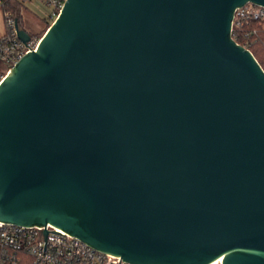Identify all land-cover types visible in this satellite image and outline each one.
I'll list each match as a JSON object with an SVG mask.
<instances>
[{
  "label": "water",
  "instance_id": "water-1",
  "mask_svg": "<svg viewBox=\"0 0 264 264\" xmlns=\"http://www.w3.org/2000/svg\"><path fill=\"white\" fill-rule=\"evenodd\" d=\"M248 3L66 0L0 86V222L131 264H264V69L232 31Z\"/></svg>",
  "mask_w": 264,
  "mask_h": 264
},
{
  "label": "built area",
  "instance_id": "built-area-1",
  "mask_svg": "<svg viewBox=\"0 0 264 264\" xmlns=\"http://www.w3.org/2000/svg\"><path fill=\"white\" fill-rule=\"evenodd\" d=\"M32 2L35 0H0L7 34L0 38V86L11 68L24 55L35 50L39 41L34 37L28 43L22 42L16 32V19L7 2ZM52 8L49 20H55L66 0H43ZM259 21L264 24V7L248 3L236 9L233 18L234 30H243L246 24ZM250 34H246L248 38ZM246 47V46H245ZM247 48V47H246ZM0 264H131L120 256L100 252L52 225L46 227H22L0 222ZM211 264H217L216 261ZM221 264V262L219 263Z\"/></svg>",
  "mask_w": 264,
  "mask_h": 264
},
{
  "label": "rangeland",
  "instance_id": "rangeland-1",
  "mask_svg": "<svg viewBox=\"0 0 264 264\" xmlns=\"http://www.w3.org/2000/svg\"><path fill=\"white\" fill-rule=\"evenodd\" d=\"M35 1L36 2L34 4H30L31 2H26L23 4L22 27L27 29L29 34L37 41H40L42 36L46 33L43 31L47 29L48 23L53 21L49 20L46 21V23L42 22L44 18L47 19L48 16L51 15L52 8H50L43 0ZM7 28L8 27H6L3 11L0 10V38L7 34ZM259 43L261 44H258L259 57L264 60V41Z\"/></svg>",
  "mask_w": 264,
  "mask_h": 264
},
{
  "label": "trees",
  "instance_id": "trees-1",
  "mask_svg": "<svg viewBox=\"0 0 264 264\" xmlns=\"http://www.w3.org/2000/svg\"><path fill=\"white\" fill-rule=\"evenodd\" d=\"M23 4L20 2H7L5 4L4 10H9L13 13L14 18L18 22V24L22 27V10H23ZM54 22V20L51 23H48V27L43 32L45 33L48 28L51 26V24ZM264 24L259 21H253L249 24H246L244 26L243 30L236 31L234 30L233 38L242 46H247V49H249L255 58L258 60L262 68L264 69V60L259 57V47L258 44L261 45L259 42L264 41ZM23 28V27H22ZM43 34V33H42ZM246 34H250L248 38L245 37Z\"/></svg>",
  "mask_w": 264,
  "mask_h": 264
},
{
  "label": "crops",
  "instance_id": "crops-1",
  "mask_svg": "<svg viewBox=\"0 0 264 264\" xmlns=\"http://www.w3.org/2000/svg\"><path fill=\"white\" fill-rule=\"evenodd\" d=\"M35 2H36V1H32L30 4H34ZM22 11H23V10H22ZM46 21H49V19H48V18H47V19L44 18V19L42 20L43 23H46Z\"/></svg>",
  "mask_w": 264,
  "mask_h": 264
},
{
  "label": "bare ground",
  "instance_id": "bare-ground-1",
  "mask_svg": "<svg viewBox=\"0 0 264 264\" xmlns=\"http://www.w3.org/2000/svg\"><path fill=\"white\" fill-rule=\"evenodd\" d=\"M222 258L217 260L216 263L219 264L221 262Z\"/></svg>",
  "mask_w": 264,
  "mask_h": 264
}]
</instances>
